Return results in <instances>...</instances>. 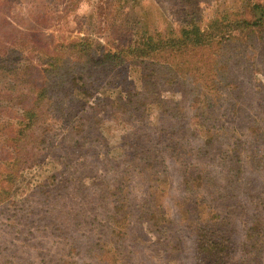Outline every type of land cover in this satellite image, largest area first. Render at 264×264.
Here are the masks:
<instances>
[{
  "label": "rangeland",
  "instance_id": "rangeland-1",
  "mask_svg": "<svg viewBox=\"0 0 264 264\" xmlns=\"http://www.w3.org/2000/svg\"><path fill=\"white\" fill-rule=\"evenodd\" d=\"M251 3L264 4V0H0V164L11 157L10 146L18 145L14 138L21 130L20 110L30 103V99L19 102L17 98L19 82L15 75L18 66L42 64L44 56L40 53L44 51L46 55H57L62 60H76L73 54L67 57L65 50L56 52L60 46L70 43L86 41L98 47L99 52L114 53L138 44L147 35L178 37L182 26L187 24H195L206 32L210 22L223 17L228 22L250 19L244 7ZM227 49L233 50L238 58L234 67L240 76L244 77L247 69L252 67L264 69V35L253 48L245 49L240 42L230 40L224 50ZM89 60H93V55ZM260 74L254 73L252 77L264 83V75ZM127 75L136 91L143 88L144 82L139 80L141 72L135 66L128 68ZM40 78V74L32 73L31 83L27 86L39 84ZM154 82L157 85L153 88L158 95L162 94L163 100L171 99L174 106L183 104L180 95L173 93L171 84L165 83L168 80L155 78ZM97 90L84 107L78 106L80 98L73 104H64V114L70 111V115L56 120L47 137L48 144L39 141L37 136V144L24 140L19 146L29 160L33 156L39 161H30L16 173L19 174L10 195L13 201L9 197L10 204L0 207V218L6 211L9 212L7 218H11L4 224L1 222L5 217L0 219V264H30V261L61 264L57 262L61 253L65 256L75 246L82 250L91 241L99 242L95 252L97 258L80 259L82 255L74 253V264H235L242 260L244 264H264V170L254 175L255 165L251 163L258 153L264 158V145L257 150L259 146L250 143L248 135L251 133L246 127L251 126L248 117L237 116L242 119L237 123L231 114L222 111L216 123V128L222 124L230 131L227 136L222 134L220 139L232 145L227 151L233 159L226 166L236 162L243 164L233 179L234 189L230 191L224 180L225 170L210 162L208 176L219 186L210 190L202 184L191 193L183 190L184 167L198 161V156L192 154L196 148L193 144L194 148L188 153L182 149L183 156L166 163V168L161 170L166 176L158 182L150 185L136 182L126 187L128 199L134 200L132 208L143 202L140 206L143 219L133 211L128 212L127 223L113 224V233L110 224L106 223L110 213L104 207L100 193L103 190L93 191L91 196L89 190H83L86 196L80 198L82 187L92 182L85 174L93 176L98 172L103 177L104 171L114 162L119 163V171H123L128 164L134 166L141 161L125 159L129 147L124 136L131 129L123 119L126 116L120 112L109 118L103 116L105 111H102L100 99L113 96V87L101 84ZM142 101L150 103L143 111L144 124L153 127L150 135L157 136L160 126L157 101L153 102L154 96L150 94H144ZM86 118L96 120L98 127L93 125L92 129L97 128L99 134L89 129L87 137L97 143L86 145L87 158H78L71 166L69 161L73 156L64 160L59 150L65 146V150L71 151L73 143L79 144L77 140L83 135L81 128L72 125L71 129L67 128L74 119ZM258 120L264 123V109ZM38 132L42 133L41 128ZM233 135L235 138L230 141ZM159 153V150L155 152L156 156L159 157ZM214 155L217 160L224 156L221 153ZM94 157H98L97 164L95 160L92 163ZM244 171L250 172L246 178ZM55 177L59 185H54ZM250 178H253L251 184H246ZM46 181L52 190L50 196L55 198V201L49 200V204L45 203L39 190ZM253 182L257 183L253 185ZM226 192L231 194L229 199L216 203L215 199ZM76 214L80 224L72 221L74 216L77 218ZM258 218L259 224H254ZM146 224H157L161 230L157 243L149 230L153 227ZM55 227H64L59 232L62 233L61 241L60 237H53L56 232L52 228ZM253 239L256 248L250 249L249 257L245 250L254 243ZM203 245L215 247L213 257L203 253Z\"/></svg>",
  "mask_w": 264,
  "mask_h": 264
},
{
  "label": "trees",
  "instance_id": "trees-1",
  "mask_svg": "<svg viewBox=\"0 0 264 264\" xmlns=\"http://www.w3.org/2000/svg\"><path fill=\"white\" fill-rule=\"evenodd\" d=\"M244 9L249 12L250 19L228 22L226 17H223L210 22L206 32L200 30L195 24H187L182 26L178 37H162L159 34L147 35L138 44L121 48L114 53L99 52L98 47L91 46L86 41L70 43L60 46L56 52L65 50L68 52L67 57L69 54H73V58H77L76 60L66 61L57 55H50V53L46 55L45 51L43 53L37 51L44 56L42 64L34 66L30 63L18 66L15 75L19 82L17 98L19 102L22 99H30V103L20 110L22 120L19 125H21V130L18 131L19 136L14 138L17 139L18 145L10 146L11 157L4 161L5 163L3 162L4 165L0 164V207L10 204V199L12 200L11 186L19 174L16 173L22 171L30 161H39L37 157L33 156L29 160L19 146L23 144L24 140L37 144V136L40 137L39 141L47 143V137L56 125V120L70 115V111L64 114V104H73L80 98L78 106L84 107L89 97L92 98L98 92L97 89L101 84L112 86L114 90L113 96L109 95L100 99V102L103 103L102 111H105L103 116L109 118L116 112H120L126 116L123 119L131 126L130 132L124 136L129 147L127 153L124 154L125 159L133 161L137 158L141 161L134 166L128 164L126 170L123 171H119L120 164L114 162L110 169L104 171L103 177H100L98 172H95L93 176L85 174V177H91L92 182L88 186L82 187L80 198L84 199L86 196L83 190H89V196L93 191L97 193L103 190L100 193L103 197L105 210L110 213L106 216V223L110 224L111 232L115 233L113 224L127 223L128 212L133 211L143 219L141 213L143 210L140 207L143 202L132 208L134 200L128 199L126 187L136 182L143 185H150L154 181L158 182L161 177L166 176L161 172L163 168H166V163L173 158L179 159L177 156L181 154L183 156L182 149L185 154L188 153L194 148L193 144H196V148L192 154L194 157L198 156V161L196 164H188L184 167L181 182L183 190L191 193L195 189H200L202 184H206L210 190H215V186H219L216 180L213 181L208 176L210 173L208 169L211 168L210 162L225 170L224 180L226 184L228 183L230 191L234 189L233 179L238 176L236 173L241 171L243 164L236 162L232 166H226L227 163L231 164L233 159L227 151V148L232 145L220 141L222 134L227 136L230 131L222 124L216 128L219 114L225 111V113L231 114L234 122L237 123L240 119L237 116L248 117L251 126L247 125L246 127L251 133L248 135L250 143L259 146L257 150L264 145V123L263 120H258L260 112L264 109V83L259 80L255 81L252 77L254 73L264 75V69L252 67L247 69L244 77L240 76L234 67L238 64V58L234 51L224 50L228 47L230 40L240 42V45L245 49L253 48L258 39H262L264 35V4L251 3L245 5ZM88 55H93V60H89ZM34 58L36 59L37 56L35 55ZM43 65L45 66L42 67ZM130 66H135L141 72L139 80L144 82V86L139 91H136L135 85L127 75ZM32 73L41 75L40 82L39 84L33 83L34 85L28 87L27 83H31ZM155 78L156 80H168L165 83L171 84L173 93L180 95L183 104L174 106L171 99H169L170 101L163 100L162 94L158 95V91L153 88L157 85L154 82ZM144 94L154 96L155 101L153 102L157 101L158 104L160 126L157 128V136L150 135L153 127L144 124L146 119L143 116V111L150 105V103L142 101ZM247 113H250L249 116H246ZM79 120L74 119V122L67 128L71 129V125L74 128H81L80 131L83 135L81 139L77 140L79 144L73 143L71 151L65 150V146L58 149L63 153L64 160L69 155L75 157L71 158V162L69 161L71 166L72 162L77 161L78 158H87L86 145L97 143L87 137L89 129L95 130L99 134L96 131L97 128L92 129L93 125L98 127L94 118ZM40 128L42 133L38 132ZM233 138H235L234 135L231 136L230 141ZM158 150L160 151L159 157L155 154ZM216 153L224 155L221 160L214 158ZM258 154L251 160V163L255 165L253 166L254 175L261 174L264 170V158ZM97 158H92L93 164L94 160L97 164ZM198 162L205 166L202 167ZM234 165H237V168H234ZM243 173L247 175L245 178L250 175V172L247 171ZM251 179L253 178L248 179L246 184H251ZM53 181L56 182L54 185H59L56 177ZM256 183L253 182V185ZM49 184V181H46L42 186L39 185L35 188L37 191L41 186L39 190L47 204H49V200L55 201V198L50 196L52 190ZM60 189L61 187L58 190ZM230 195L227 192L221 194L215 199V202H221L225 198L229 199ZM153 202L155 203V201ZM106 207L109 209L107 210ZM123 211L124 213H122ZM121 213L122 215H120ZM8 216L9 212L6 211L0 218L5 217L1 224L11 219L7 218ZM76 217L74 216L72 221L80 224L77 214ZM259 220L260 218L256 219L254 224H259ZM146 225L153 227V230L150 227L149 230L157 243L161 230L157 228V224ZM63 228H52L56 232L53 237L56 239L60 237L61 241L62 233L59 232ZM253 242L251 247L245 250L249 257L252 254L250 249L256 248L255 239ZM97 245L99 242L91 241L89 245L82 247V250L78 246L72 247L65 256L61 253L57 262L74 264V256H76L74 253H80L82 255L80 259H91L94 256L97 258L95 255ZM204 246H202L203 253L213 257L215 250L213 248L215 247ZM220 249L222 250V248ZM249 262L250 260H248ZM30 264H34V262L30 261ZM235 264H244V261H237Z\"/></svg>",
  "mask_w": 264,
  "mask_h": 264
}]
</instances>
